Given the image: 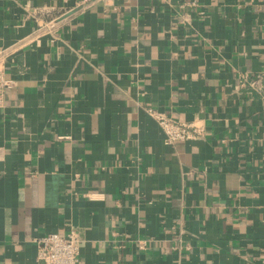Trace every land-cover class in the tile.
I'll return each instance as SVG.
<instances>
[{"label": "crops", "instance_id": "crops-1", "mask_svg": "<svg viewBox=\"0 0 264 264\" xmlns=\"http://www.w3.org/2000/svg\"><path fill=\"white\" fill-rule=\"evenodd\" d=\"M81 1L0 0V264H264V0Z\"/></svg>", "mask_w": 264, "mask_h": 264}, {"label": "built area", "instance_id": "built-area-1", "mask_svg": "<svg viewBox=\"0 0 264 264\" xmlns=\"http://www.w3.org/2000/svg\"><path fill=\"white\" fill-rule=\"evenodd\" d=\"M99 1L101 0H82L80 5L84 7ZM201 3L202 0H185L182 7L196 10L201 7ZM19 49L20 46L0 48V109L5 106L7 90L13 88L15 84L8 73V65ZM256 81H252V84ZM147 113L161 129L166 144L198 140L205 135L204 127L196 123L180 122L170 114L154 108H147ZM37 243L39 246L37 264H79L82 239L76 229H71L65 235L46 234L38 238Z\"/></svg>", "mask_w": 264, "mask_h": 264}]
</instances>
